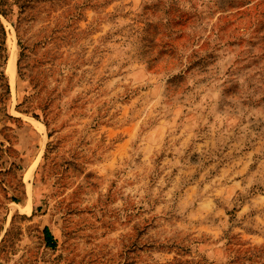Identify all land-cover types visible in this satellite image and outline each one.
I'll use <instances>...</instances> for the list:
<instances>
[{"label":"rangeland","instance_id":"1","mask_svg":"<svg viewBox=\"0 0 264 264\" xmlns=\"http://www.w3.org/2000/svg\"><path fill=\"white\" fill-rule=\"evenodd\" d=\"M23 18L25 50L1 17L0 264H264V0Z\"/></svg>","mask_w":264,"mask_h":264},{"label":"trees","instance_id":"2","mask_svg":"<svg viewBox=\"0 0 264 264\" xmlns=\"http://www.w3.org/2000/svg\"><path fill=\"white\" fill-rule=\"evenodd\" d=\"M36 2L37 0H0V104H2L6 96L10 94L9 84L4 73V68L9 59L7 32L2 23L1 17L9 21L17 30L20 39L19 46L21 50H25V46L23 45L20 36L21 24L27 10ZM44 236L47 246L54 248V239L48 229L44 230Z\"/></svg>","mask_w":264,"mask_h":264},{"label":"bare ground","instance_id":"3","mask_svg":"<svg viewBox=\"0 0 264 264\" xmlns=\"http://www.w3.org/2000/svg\"><path fill=\"white\" fill-rule=\"evenodd\" d=\"M15 54L12 52L10 53V59L8 62V73L12 77V81L14 80V69H15Z\"/></svg>","mask_w":264,"mask_h":264}]
</instances>
